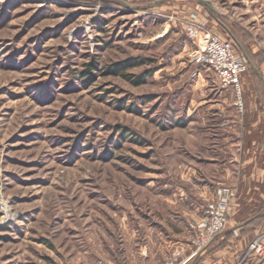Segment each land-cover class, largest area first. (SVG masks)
<instances>
[{"label": "rangeland", "instance_id": "rangeland-1", "mask_svg": "<svg viewBox=\"0 0 264 264\" xmlns=\"http://www.w3.org/2000/svg\"><path fill=\"white\" fill-rule=\"evenodd\" d=\"M243 1L264 15V0ZM243 1L0 0V264H158L186 246L197 217L189 207L217 188L197 192L207 176L195 160L223 140L231 157L212 176L226 165L236 175L230 160L241 159L252 97L241 84L239 111L235 91L224 96L191 61L198 46L181 11L200 4L232 38L221 14L245 11ZM133 57L150 61L123 74L150 70L143 83L105 68ZM259 68L249 64L250 91L261 88ZM260 111L251 141L264 138ZM246 170L224 230L188 264H264V253L248 251L259 236L264 248V179L254 186Z\"/></svg>", "mask_w": 264, "mask_h": 264}, {"label": "built area", "instance_id": "built-area-1", "mask_svg": "<svg viewBox=\"0 0 264 264\" xmlns=\"http://www.w3.org/2000/svg\"><path fill=\"white\" fill-rule=\"evenodd\" d=\"M200 6L197 3L193 10L181 11L180 16L184 34L198 46L192 53L191 61L196 67L212 72L221 89L232 87L237 95L235 106L242 111L240 77L247 72L249 59L238 51L232 38L221 37L217 33L214 19H211L208 12ZM261 72L264 74V69ZM199 75L198 69L192 73L193 77ZM216 187L215 194L207 200L202 215L192 218L188 223L191 234L185 241L186 246L179 244L158 264H188L224 230L228 217L235 208L238 194L236 188L228 184H219ZM5 211V209L2 211L4 212L2 223L12 219ZM187 247L189 252L185 254ZM248 251L262 255L263 239L260 236L255 238L249 244Z\"/></svg>", "mask_w": 264, "mask_h": 264}, {"label": "crops", "instance_id": "crops-1", "mask_svg": "<svg viewBox=\"0 0 264 264\" xmlns=\"http://www.w3.org/2000/svg\"><path fill=\"white\" fill-rule=\"evenodd\" d=\"M243 3L245 6L244 8H248L247 4H245L244 1ZM239 6L236 8L237 10L235 9L233 12H231L230 16H227L225 12L221 14L222 15V17L220 18L221 19L220 21L222 22L221 25L223 26V29L225 28L224 30L230 34L229 36L232 37L236 45L241 49L243 53H244L243 50H246L244 44L246 45V47L248 48V54L247 55L245 53L244 54L248 57L250 65L253 66L255 70H257V66H259L260 71H262V69H264V15H262L261 12L255 13L251 11L249 8L246 9L245 11H242L241 6L240 8ZM210 11L211 13L213 12V10H210ZM233 17L234 18L236 17L235 21L232 19ZM232 25H236V26L238 25L237 27L240 28V33L242 34L243 32H245L248 35L246 37V40L244 41V44L239 43L236 40L235 36L231 34ZM257 74H259L258 77H259L261 88L259 90L254 89L255 91H253L252 89H251L252 91H250V84H246L247 82H249L250 77L252 75H248V73L245 72L240 77V85L243 84L245 88L248 87V89L245 90L244 96L246 97L247 101L249 97L250 98L252 97V100H250L248 103L245 104V120L247 119L248 122L244 123V128L246 130H244L243 136L241 137L243 138L242 139L243 140V148H242L243 152H241L242 154L241 159L237 157L235 158V154H233V157L230 160L231 163H233L235 168L237 169L236 175L232 176L230 172H228L229 167L226 165L222 168L223 175L221 177L218 176L216 178L212 176V175H215L217 169L220 166L222 167L225 164V161L228 160L231 156L227 158L226 155L224 154L225 153L224 149H227V145L224 144L223 140L220 141L219 139H217V140L209 141L208 144L205 146L206 155L203 157L198 156L195 160V163H196V166L194 167L195 172L202 174L200 170L203 168L202 172H204L205 170L204 174L205 176H207V180L205 181L201 180L200 182L195 183L197 192L204 191L205 194L209 193L208 189L212 190L214 189V186H217L219 184H228V185H231L237 188L238 187L237 180H240L241 175L244 173L247 167L252 169L251 177L254 180V186L257 185L258 181H260L259 183L263 182V179H264V167L263 166L264 165L262 166L261 159L262 157L264 158V138H259V139L257 138L259 140L258 141L259 143L256 141L257 139H255L254 141H251L253 138L250 139V134L254 133V129H256V127L253 125L254 123L253 120L249 122V119L253 118V114L255 112H258L259 114L261 113L260 111L261 109H263V112H264V105H263V102H264V74L262 72L261 74L259 72ZM254 82H255L254 79H252V83ZM222 90H224V96L225 94H227L229 90L234 91L232 87L225 88ZM252 102L254 104H252ZM226 103H227V100L224 101V104ZM262 123H264V121ZM222 124L228 125V123H225V122H223ZM257 124L260 125V122L258 121ZM256 143H257L258 148L252 146V145H256ZM233 145H236L235 147L237 151L238 150L240 151L241 145L239 143V137L236 140L235 144ZM250 149L254 150L253 154L257 153V149L259 150L257 157L256 155L254 157L250 155L249 153ZM253 162L255 164H253V166L251 167V164ZM202 164H205V166L203 165L204 166L203 167ZM244 176H246V172ZM256 176L257 178H255ZM213 179H215L216 181H214ZM196 204L197 206L192 205L189 207L190 209H188L189 214L194 217L195 216L198 217L202 215L203 210H204V205H205V204L200 205V202Z\"/></svg>", "mask_w": 264, "mask_h": 264}, {"label": "trees", "instance_id": "trees-1", "mask_svg": "<svg viewBox=\"0 0 264 264\" xmlns=\"http://www.w3.org/2000/svg\"><path fill=\"white\" fill-rule=\"evenodd\" d=\"M217 20L219 21V19H217ZM214 21H215V26L217 27V24L218 23H217V21L215 19H214ZM219 24L221 25L222 22L219 21ZM236 28H237V31H236ZM239 32H240L239 28L237 26H235V25H232L231 34L233 36H235L236 40L239 43L243 44L244 43V40L243 39H245L248 35L245 32H243L242 33L243 39H242V38H240L238 36L239 35L238 34ZM146 61H150V59H148V58L141 59L139 57H133V58H129L128 59V62H126V64H124V63L119 64V65L118 64H116V65L114 64V65L106 66L105 68H108L109 73L110 72L115 73V71L119 69V73H117V74H119L121 76L124 75V77L126 79H128L132 83L140 84V83H143V82L146 81L147 76L150 75V72H151L150 70H145L141 74H138V75H135V76L133 74H127V75H125V74H123L124 73L123 71H127L131 67L143 65ZM93 65L94 64L92 62H90V63L87 64V68L91 70L92 67H93ZM121 129H122L121 131H124L125 130V127H121ZM123 135H125V133ZM236 202H237V199L235 200V206H236Z\"/></svg>", "mask_w": 264, "mask_h": 264}]
</instances>
